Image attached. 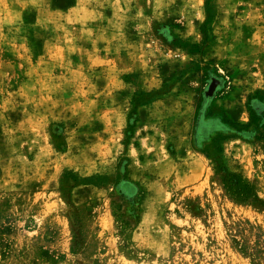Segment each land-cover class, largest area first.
Here are the masks:
<instances>
[{"label": "rangeland", "instance_id": "374dc122", "mask_svg": "<svg viewBox=\"0 0 264 264\" xmlns=\"http://www.w3.org/2000/svg\"><path fill=\"white\" fill-rule=\"evenodd\" d=\"M259 100L264 0H0V264H264Z\"/></svg>", "mask_w": 264, "mask_h": 264}, {"label": "trees", "instance_id": "16d2710c", "mask_svg": "<svg viewBox=\"0 0 264 264\" xmlns=\"http://www.w3.org/2000/svg\"><path fill=\"white\" fill-rule=\"evenodd\" d=\"M256 106L257 107L251 109V119L246 125L247 127L252 124L256 125V129L251 128V131H248V134L255 138L261 133H264V100H262V102L259 100ZM220 171L223 186L232 197L241 202L257 203L260 206L264 205V201L259 197L255 186L246 178L240 174L230 172L226 166H223ZM136 211L137 210L134 208L132 215H136ZM244 251H246L245 248ZM246 253L251 255L255 262L261 263L264 255V246L259 242L257 246Z\"/></svg>", "mask_w": 264, "mask_h": 264}, {"label": "water", "instance_id": "95a60500", "mask_svg": "<svg viewBox=\"0 0 264 264\" xmlns=\"http://www.w3.org/2000/svg\"><path fill=\"white\" fill-rule=\"evenodd\" d=\"M218 83H219V81L217 79H213L212 83L210 84V86H209V88H208V90L206 92L208 96H212L213 95Z\"/></svg>", "mask_w": 264, "mask_h": 264}]
</instances>
